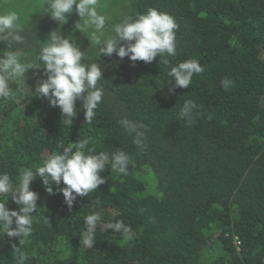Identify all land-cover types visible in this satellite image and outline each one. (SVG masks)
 Listing matches in <instances>:
<instances>
[{
	"label": "trees",
	"instance_id": "obj_1",
	"mask_svg": "<svg viewBox=\"0 0 264 264\" xmlns=\"http://www.w3.org/2000/svg\"><path fill=\"white\" fill-rule=\"evenodd\" d=\"M23 1L31 4L19 8L27 11L24 43L0 42V55L19 50L35 61L50 32L73 28L72 17L59 25L43 0ZM5 8L0 0V12ZM150 8L175 19L176 55L133 62L81 46L84 62L103 70L104 95L91 123L82 100L69 124L58 107L31 93L42 69L27 74V95L0 99V173L14 183L25 168L35 172L77 141L89 140L86 154H109L100 173L106 182L71 208L55 184L49 195L39 177L32 182L39 195L32 232L22 245L0 235V264H264V0H126L112 25ZM189 59L204 71L188 88L175 87L168 72ZM189 99L196 104L192 120L179 116ZM125 118L144 132L142 147L119 123ZM118 150L130 158L127 175L112 167ZM0 202L19 207L10 196ZM93 211L101 220L88 248L81 234ZM116 221L127 231L108 227Z\"/></svg>",
	"mask_w": 264,
	"mask_h": 264
},
{
	"label": "clouds",
	"instance_id": "obj_2",
	"mask_svg": "<svg viewBox=\"0 0 264 264\" xmlns=\"http://www.w3.org/2000/svg\"><path fill=\"white\" fill-rule=\"evenodd\" d=\"M45 11L52 20L64 25L74 8L80 18L75 24V31L89 30L88 40L98 47V55L112 56L114 53L120 59L128 57L151 63L158 55H176V35L178 28L175 19L167 12L150 8L146 13L137 14L135 18L127 16L121 22L111 26V35H105L108 17L97 11L99 0H43ZM21 13L16 10L0 12V42L23 44L25 37L21 35ZM73 29V30H74ZM73 31V32H75ZM85 51L81 50L77 39L71 35H62L54 30L49 33L48 41L39 51L38 59L29 61L19 51H5L0 55V99L5 101L17 99L27 95L29 85L26 83L30 69L41 70L37 80L34 96L46 98L50 107H58L62 117L72 124V118L77 115L75 103L82 100L85 120L91 123L96 115V109L104 95L103 88L98 86L102 79L103 70L96 63H85ZM163 63L168 64V60ZM204 68L196 59H189L172 66L168 75L173 78L175 87L188 88L194 75L202 74ZM10 82L16 83L15 90ZM227 90L229 81H221ZM170 93L175 89L169 90ZM196 104L193 100H186L180 110V118L193 119ZM119 123L129 133H135L134 143L143 146L144 132L138 131L135 122L127 118ZM146 127V126H144ZM89 144L88 139L77 141L63 149L62 153H52L38 167L35 172L25 168L18 183H14L7 172L0 173V196H9L18 205L17 210H10L7 204L0 202V235L17 238L22 245L32 232L39 195L31 190L30 185L39 177L45 191L53 195V184L62 193L66 205L71 208L77 197H86L90 192L104 184L105 178L100 175L109 161V154H86L83 150ZM75 148V150H74ZM112 167L119 173L127 175L130 163L129 156L118 150L111 155ZM63 183L64 187L59 186ZM101 220L100 212L93 211L84 217L86 232L81 234L84 246L92 248L95 240V230ZM109 228L127 231L123 221H116L108 225ZM17 259L23 261L25 253L20 247L13 245Z\"/></svg>",
	"mask_w": 264,
	"mask_h": 264
},
{
	"label": "rangeland",
	"instance_id": "obj_3",
	"mask_svg": "<svg viewBox=\"0 0 264 264\" xmlns=\"http://www.w3.org/2000/svg\"><path fill=\"white\" fill-rule=\"evenodd\" d=\"M6 1V2H5ZM5 3V9L6 10H18V12L21 13V15H24L27 11L26 10H19V8H26L30 7L31 4L24 2L21 4L19 0H3ZM126 2V0H99V6L97 8V11L105 14L108 17L107 23H106V29L105 34L107 33L109 27L113 24L114 20L118 17L123 4ZM71 16V26L73 27L70 31H68L66 28L62 30L63 33L60 31H57L58 33H61L62 35H67L69 38H71V35H73L74 38L77 39V42L80 44V46H83L85 44L91 45V47H95L96 45L93 44L88 36H89V30L85 29L82 32L79 30L74 29L76 22L79 21V17L75 12V8L73 12L68 15ZM74 29V30H73ZM75 31V32H73ZM34 71V69H32ZM28 73H31L29 70ZM236 243V242H235ZM237 244V243H236Z\"/></svg>",
	"mask_w": 264,
	"mask_h": 264
}]
</instances>
